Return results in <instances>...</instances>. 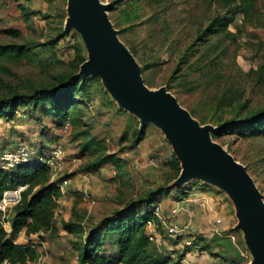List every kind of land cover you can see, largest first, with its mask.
I'll list each match as a JSON object with an SVG mask.
<instances>
[{
	"label": "rangeland",
	"instance_id": "1",
	"mask_svg": "<svg viewBox=\"0 0 264 264\" xmlns=\"http://www.w3.org/2000/svg\"><path fill=\"white\" fill-rule=\"evenodd\" d=\"M9 1L0 0L4 11L3 16L0 14V43L26 44L30 57L17 62L0 61V98L23 93L29 86L40 88L54 84L58 76L73 70L78 45L84 47L85 59H88L75 29L69 30L58 44L51 43L61 29L64 31L67 0H39L40 5L31 11L41 14L18 23L16 28H9L5 22L6 17L13 20V16L6 15ZM101 2L108 6V16L118 39L139 65L144 84L151 90L165 88L200 125H209L214 132L216 124L264 109V0H256L252 16L239 15L227 29L214 35L206 30L213 19L228 13L220 0ZM110 7L113 11H109ZM10 29L19 34L12 36L7 33ZM77 72L79 75V68ZM92 78L83 100L71 106L70 133L61 138L68 158L79 161L55 176L49 173L50 180L69 175L68 184L57 200L56 234L45 235L43 246L34 238L40 255L36 261L26 264H76L82 252L81 242L102 219L136 202L146 192L167 185L169 194L161 195L156 202L159 218L166 224H178L174 222L177 216L170 219L168 211L181 195L179 188L190 193L193 187L201 192L208 200V208L195 205V217L184 213L187 219L182 226L189 224V229L183 237H169L162 225L154 226L158 236L152 246L175 257L182 253L186 238L201 236L209 250L191 249L182 264H211L212 261L250 264L253 257L244 244L242 232L234 230L237 220L226 193L208 184L205 187L197 180L175 187V171L167 166L174 154L162 131L148 124L145 138L133 145V131L138 121L127 112H119L118 104L102 81ZM43 128L51 133L42 136ZM58 128L51 118L42 116L39 121L30 109L19 107L12 121L0 120V147L11 152L15 145L23 143L33 150L39 137L44 142L60 140ZM90 139H95L96 144L82 151V145ZM213 140L247 169L264 202V135L240 138L224 134ZM104 155L116 156L123 162L121 167L102 165L95 172L88 171L91 179L85 181L84 167ZM12 215L13 212L9 223ZM215 219L221 220L220 224H214L218 232L212 228ZM69 222L81 224L78 235L65 230L64 223ZM230 234L235 238L233 242L227 237ZM17 241L26 242V239L20 235ZM104 247L107 249L109 243L105 242Z\"/></svg>",
	"mask_w": 264,
	"mask_h": 264
},
{
	"label": "trees",
	"instance_id": "2",
	"mask_svg": "<svg viewBox=\"0 0 264 264\" xmlns=\"http://www.w3.org/2000/svg\"><path fill=\"white\" fill-rule=\"evenodd\" d=\"M220 1L228 13L227 16L213 19L206 30L209 31V35L227 29L237 16L249 17L255 11L256 0ZM17 8L23 22H26L31 16L41 14L40 11H31L24 4H18ZM109 11H113V8L110 7ZM126 19L128 22L130 17ZM7 33L12 36L19 34L15 29H10ZM67 35L61 29L51 43L58 44V41ZM29 51L30 49L26 44L0 43V61L17 62L27 59L30 57ZM75 51L73 70L66 75L58 76L54 84L40 88L29 86L27 87L28 90L23 93L0 98V120L12 121L16 116L17 109L24 107V109H30L32 113L36 114L39 121L42 116L51 118L55 126L59 127L58 129L66 121L71 124L69 117L71 106H76L83 100V96L86 95L87 83L93 79L78 75L77 70L86 59L84 47L78 45L75 47ZM2 69L5 68L2 67ZM118 111L120 112V110ZM131 117L137 122L136 118ZM145 130L146 128L139 130V125L136 124L132 137L133 145H137L145 138ZM42 131L44 132L42 133ZM46 132L51 133L47 128H43L41 135L46 136ZM224 134H233L240 138L264 135V109L251 112L242 118L233 117L216 124V130L211 134V137L216 139ZM58 135H60V140L51 139L48 142L40 140L42 138L39 137L37 146L33 150L28 148L29 160L27 162L7 171L0 169V198L4 191L13 190L18 186H26L20 204L13 209V215L10 219V232L7 233L0 223V264L4 261L10 264H26L36 261L38 254L34 238L39 243H43L45 235L56 234L57 200L62 195L61 183L64 179L69 178V175L50 180L48 168L41 159L53 144L60 142L65 147V142L61 139L63 136L60 133ZM94 144H96L95 139L84 142L82 151L90 147L93 148ZM18 146L19 144L15 145V149L12 151H15ZM5 152L3 147H0V154ZM122 163L114 155H104L97 158L92 164L85 166L83 171L84 173L95 172L102 165L108 164L121 167ZM167 166L174 169L173 180H175L180 172V164L174 155L167 162ZM203 186L207 187L205 184ZM167 191L168 185L148 191L140 196L136 202L130 203L128 206H124V209L114 212L112 216L102 219L97 227L95 226L81 242L82 252L78 255L76 264H182L186 254L193 249L209 250V245L201 236L194 238L190 246H185L182 253L175 257H172L168 252L161 251L156 246H152V242L146 233V225L148 222H153L157 227L161 225L154 215V211L159 204L156 203L157 198L163 194H169L170 190ZM178 191L181 195L177 199L175 198V201H182L187 198L189 194L187 191L182 188H179ZM179 214L181 212L177 215ZM177 215L170 216L168 214L170 218ZM79 225L81 224L64 223L65 230L73 235H78L77 232L81 231ZM20 235H23L26 242L17 241ZM105 242L109 243L107 249L104 247Z\"/></svg>",
	"mask_w": 264,
	"mask_h": 264
},
{
	"label": "water",
	"instance_id": "3",
	"mask_svg": "<svg viewBox=\"0 0 264 264\" xmlns=\"http://www.w3.org/2000/svg\"><path fill=\"white\" fill-rule=\"evenodd\" d=\"M71 29L81 36L88 54L79 75L100 79L118 109L137 119L139 130L152 124L162 131L180 164L175 187L197 180L226 193L237 220L234 230L242 232L253 257L250 264H264L263 196L247 169L211 138V126L196 122L165 88L151 90L144 84L101 0H67L64 32Z\"/></svg>",
	"mask_w": 264,
	"mask_h": 264
},
{
	"label": "built area",
	"instance_id": "4",
	"mask_svg": "<svg viewBox=\"0 0 264 264\" xmlns=\"http://www.w3.org/2000/svg\"><path fill=\"white\" fill-rule=\"evenodd\" d=\"M70 127L71 124L69 121H66L59 129V133L63 137H67L70 133ZM29 160V149L28 147L20 143L18 148L15 151L11 152H5L3 154H0V169L7 171L15 166L27 162ZM45 166L48 168L49 173L52 176L57 175L61 171H64L66 167L69 164L76 163L79 160L76 158L69 159L64 147L63 143H55L53 144L49 150L44 154L43 159H41ZM84 180L89 181L91 179V175L89 174H84ZM69 181V178L64 179L61 183V193L63 194V187L64 185H67ZM26 189V186H18L17 188L13 190H7L2 193V196L0 198V223L2 227L5 229L7 233L10 232V223H9V217L11 216L13 209L20 204L21 199H22V194L24 190ZM182 205L179 204H174L170 209H169V214L170 216L177 215L180 212L185 213L190 217L192 215V210L189 209L190 204L196 205L201 209H205L207 206L208 208V200L205 197L202 196H195V197H187L184 200L180 201ZM158 205L155 208L154 215L156 218L159 220L160 224L163 226L169 237H183L186 235L188 229H189V224L182 226L179 224H166L165 220L161 221V218H159L158 214ZM221 220L220 219H215L214 223L212 225V228L215 232H218L217 226L215 227L214 224H220ZM156 226L153 222H148L146 225V233L148 235V238L151 242H155L157 240L158 234L156 231L153 229V227ZM227 237L233 242L235 240L234 236L232 234L227 235ZM193 238H186V241L184 243L185 246H190ZM43 243H40V246H43ZM39 247V246H38ZM36 247V252L38 254V257L40 255V248ZM2 264H10L7 261H4Z\"/></svg>",
	"mask_w": 264,
	"mask_h": 264
},
{
	"label": "crops",
	"instance_id": "5",
	"mask_svg": "<svg viewBox=\"0 0 264 264\" xmlns=\"http://www.w3.org/2000/svg\"><path fill=\"white\" fill-rule=\"evenodd\" d=\"M39 3H40L39 0H11V1H9L6 4V8H7L6 15L10 14V16H13V20H12V18L8 19V17H6L5 18L6 19L5 20L6 24L9 26V28H16L18 23L19 24H23V21L21 20V14H20V12H19V10L17 8L18 4H24V5L28 6L31 10H35L36 5L37 6L40 5ZM37 9H39V8H37ZM3 12L4 11H1V8H0V14L1 15L3 14ZM0 18H1V16H0ZM0 25H1V23H0ZM199 195L200 196H204L203 194H201V192L193 190V187H192L191 188V192L188 194L187 197H195V196H199ZM172 204L182 205L180 203V201H173ZM186 207H189V209L192 210V215H193V210H195V206L190 204L189 206H186ZM182 213L183 212H181V214L177 215V219L174 220V222L178 223L179 225H183V224L186 223L187 216L184 213L183 214ZM193 216L195 217V214ZM211 264H214V261H212Z\"/></svg>",
	"mask_w": 264,
	"mask_h": 264
}]
</instances>
